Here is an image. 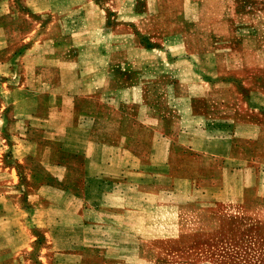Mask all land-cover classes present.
Returning a JSON list of instances; mask_svg holds the SVG:
<instances>
[{"label":"crops","instance_id":"obj_1","mask_svg":"<svg viewBox=\"0 0 264 264\" xmlns=\"http://www.w3.org/2000/svg\"><path fill=\"white\" fill-rule=\"evenodd\" d=\"M10 31L13 41L5 36ZM167 32L156 42L129 47L126 61L133 67L123 75L128 85L105 90L98 82L110 69L99 71L98 63L109 66V60L92 58L96 68L87 73L81 53L61 41L54 21L32 36L10 21L0 25V264L15 262V245L23 237L14 228L51 224V218L37 217L46 213L43 194L49 187L17 165L33 158L31 149L47 129L48 168L50 154L51 160L55 156L51 146L58 142L57 113L64 115L63 144L84 140L61 175L83 194L73 217L82 225L67 224L66 247L58 253L62 264H157L161 254L154 241L215 233L224 215L264 224V90L240 73L223 72L217 56L194 52L181 34ZM211 45L217 48V42ZM159 83L165 102L157 105L151 98ZM104 108L111 111L112 127L100 131ZM7 146L10 165L3 156ZM72 161L82 167L72 169ZM24 193L27 221L20 204ZM52 235L45 233L48 240Z\"/></svg>","mask_w":264,"mask_h":264},{"label":"rangeland","instance_id":"obj_2","mask_svg":"<svg viewBox=\"0 0 264 264\" xmlns=\"http://www.w3.org/2000/svg\"><path fill=\"white\" fill-rule=\"evenodd\" d=\"M6 21L17 24L24 29L25 35L30 36L39 26L54 21L62 31L61 41L71 45L73 53L74 50L81 53L87 73L95 71L92 58L109 60V66L98 63L99 71L110 69V72L104 71L103 80L98 82L105 90L128 85L123 75L133 67L126 61L129 47L137 42L142 45L156 42L159 35H169L167 31L181 34L192 51L217 56L223 72L240 73L248 84L264 90V0H0V25ZM153 26L167 31L144 35L143 32ZM13 35L11 31L5 33L10 41L15 40ZM213 42H217L216 49L211 47ZM134 54L137 55V50L132 49L131 55ZM135 68L138 72L139 67ZM60 69L65 71L67 67ZM163 89V83L153 86L156 94L151 98L153 104L165 102L161 97ZM124 113L130 118L128 110ZM100 115L105 122L101 121L107 123L104 126L101 122L99 130H111V111L104 108ZM53 120L57 121L58 142L51 146L55 156L51 160L53 155L50 154L48 168L43 166L47 160V129L38 139L40 144L31 149L33 158H26L17 165L22 174L33 175L41 185L49 187L43 194L46 213L41 211L37 217L51 218L52 221L49 227L27 222L18 230L14 228L13 231L23 238L15 245V262L11 260L5 264H62L64 258L58 253L66 247L63 238L67 224L82 225L79 219L73 221V217L79 215L77 201L83 194L78 187L65 184L61 175L66 159L81 146L80 143L83 147L84 140L80 142L78 138L70 146L63 144L64 130L60 124L64 115L57 113ZM89 129L84 126L83 132ZM4 151L7 152L3 154L7 156L5 163L10 165L9 147ZM81 167L79 161H72V169ZM155 179L159 183V178ZM79 183L78 180L73 185ZM21 187L26 190L25 180H22ZM69 189L75 193L71 194ZM22 198V215L27 221L31 218L30 203L26 193ZM190 217H185V223L190 222ZM222 222L215 233H188L176 241H154V248L161 254L156 263L264 264V224H257L239 214L224 215ZM48 231L53 234V240L45 237Z\"/></svg>","mask_w":264,"mask_h":264}]
</instances>
